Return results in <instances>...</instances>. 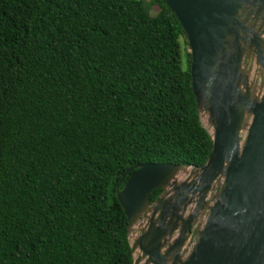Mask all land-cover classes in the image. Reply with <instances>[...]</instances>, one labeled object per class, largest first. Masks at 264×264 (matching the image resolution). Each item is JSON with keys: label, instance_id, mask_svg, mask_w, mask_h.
<instances>
[{"label": "trees", "instance_id": "16d2710c", "mask_svg": "<svg viewBox=\"0 0 264 264\" xmlns=\"http://www.w3.org/2000/svg\"><path fill=\"white\" fill-rule=\"evenodd\" d=\"M181 39L160 0H0V264H132L115 193L211 149Z\"/></svg>", "mask_w": 264, "mask_h": 264}, {"label": "water", "instance_id": "95a60500", "mask_svg": "<svg viewBox=\"0 0 264 264\" xmlns=\"http://www.w3.org/2000/svg\"><path fill=\"white\" fill-rule=\"evenodd\" d=\"M160 1L183 31L190 87L197 113L202 107L210 121L211 133L205 131L211 149L199 168L138 164L115 193L125 216L127 240L136 226L128 244L131 255L137 250L140 257L132 258V264H264V0ZM246 53L254 56L263 73L257 98L251 97L240 67ZM187 169L197 172V179L177 182L178 173ZM213 183L220 189L206 221L192 248L181 255ZM152 190L162 194L151 203ZM191 197L193 207L185 214ZM145 218L147 228L139 229Z\"/></svg>", "mask_w": 264, "mask_h": 264}, {"label": "rangeland", "instance_id": "374dc122", "mask_svg": "<svg viewBox=\"0 0 264 264\" xmlns=\"http://www.w3.org/2000/svg\"><path fill=\"white\" fill-rule=\"evenodd\" d=\"M142 1L145 4L149 2V0H142ZM157 11H158V8L155 5H151V6L147 7V13L149 15H155L157 13ZM257 28H258V26L255 27L256 30H257ZM261 37H264V33H262ZM183 41H185V39L180 40L181 51L183 52L185 50L186 52H188L187 45H184ZM182 52L180 55V63H181V67L184 68L185 67V63H184L185 60H184V56H183ZM263 55H264V47H263ZM240 67L243 70L244 75L247 76V85H248L251 97L252 98L259 97L260 94L262 93V90H263V73L261 71V68L255 64L254 56L251 53H246L241 60ZM201 115H203V116H201ZM198 117H199V121H200V124L202 125V127L204 129H209L210 128V121L208 119V116H207L205 110L202 107H200L198 109ZM249 118L250 117H248V115L244 118L243 125H242L243 130L240 131V133H239V139L241 141H242L243 136L245 134L246 123H248ZM189 171L190 170L187 169L186 174H184V171L178 173V175L176 177V181L180 182V181H183L184 179H186L188 177ZM219 189H220L219 183H213L212 184V190L210 191V193L205 198L206 207H204L201 211H197L195 218L193 220V223L191 224L189 233L187 235V241L184 243L183 247L180 250L181 255H185L192 248L194 243L196 242L197 233L203 227V225L206 221V218L208 216V207L214 202V197H215L216 193L219 191ZM193 203H194V198H192L191 201H189L185 210L190 211L193 207ZM135 235H136V226L132 227L131 230L128 232V238L130 236V238H129V244L130 245L132 244ZM138 256H139L138 251L134 250L132 253L133 260L136 259ZM139 264H141V262H139Z\"/></svg>", "mask_w": 264, "mask_h": 264}, {"label": "bare ground", "instance_id": "6f19581e", "mask_svg": "<svg viewBox=\"0 0 264 264\" xmlns=\"http://www.w3.org/2000/svg\"><path fill=\"white\" fill-rule=\"evenodd\" d=\"M201 116H203V115H201ZM208 133H211V128H209V129H205ZM186 172H187V170H185L184 171V174H186ZM197 172H194V173H192V172H190L189 171V173H188V177H187V179H190V180H195V179H197ZM168 196H165L163 199H166ZM171 202H172V200H171ZM168 220H169V217L167 218H165V220L163 221L164 223H166L165 224V226L167 227V222H168ZM177 223H179L180 224V221H177ZM178 224V225H179ZM147 226H148V224H147V219L145 218L144 219V221H143V225L139 228V229H146L147 228ZM141 232H140V230H139V234H140ZM129 238H130V236H129ZM129 238H128V241H129ZM135 238V237H134ZM162 241H160L159 242V244L161 243ZM140 257V256H139ZM142 262V261H141Z\"/></svg>", "mask_w": 264, "mask_h": 264}, {"label": "flooded vegetation", "instance_id": "af4514ba", "mask_svg": "<svg viewBox=\"0 0 264 264\" xmlns=\"http://www.w3.org/2000/svg\"><path fill=\"white\" fill-rule=\"evenodd\" d=\"M161 194H162V191L159 190V193L156 195V197L160 196ZM156 197H155V198H156ZM152 202H153V201H151V203H152ZM188 212H189V210H187V211L185 212V214H187ZM168 217H169V216H168ZM168 217H167V218H168ZM183 217H184V216H183ZM164 228L166 229L167 227L164 226Z\"/></svg>", "mask_w": 264, "mask_h": 264}]
</instances>
